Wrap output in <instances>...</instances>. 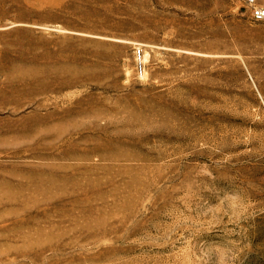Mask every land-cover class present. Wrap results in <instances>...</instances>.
I'll return each mask as SVG.
<instances>
[{"label":"rangeland","instance_id":"1","mask_svg":"<svg viewBox=\"0 0 264 264\" xmlns=\"http://www.w3.org/2000/svg\"><path fill=\"white\" fill-rule=\"evenodd\" d=\"M0 264H264L244 0H0Z\"/></svg>","mask_w":264,"mask_h":264},{"label":"built area","instance_id":"2","mask_svg":"<svg viewBox=\"0 0 264 264\" xmlns=\"http://www.w3.org/2000/svg\"><path fill=\"white\" fill-rule=\"evenodd\" d=\"M244 9L252 22L260 23L264 21V0H244ZM135 57L138 62L139 73H142V51L140 48L135 50Z\"/></svg>","mask_w":264,"mask_h":264}]
</instances>
